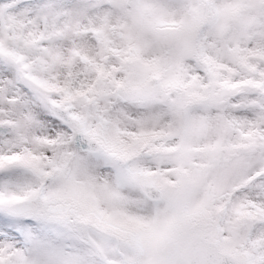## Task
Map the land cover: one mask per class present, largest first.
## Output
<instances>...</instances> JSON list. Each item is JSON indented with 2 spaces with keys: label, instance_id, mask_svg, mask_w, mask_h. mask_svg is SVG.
Returning <instances> with one entry per match:
<instances>
[{
  "label": "snow or ice",
  "instance_id": "1",
  "mask_svg": "<svg viewBox=\"0 0 264 264\" xmlns=\"http://www.w3.org/2000/svg\"><path fill=\"white\" fill-rule=\"evenodd\" d=\"M0 264H264V0H0Z\"/></svg>",
  "mask_w": 264,
  "mask_h": 264
}]
</instances>
